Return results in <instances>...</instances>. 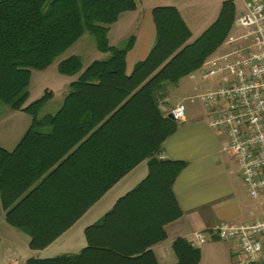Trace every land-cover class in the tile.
I'll return each mask as SVG.
<instances>
[{"label":"trees","instance_id":"1","mask_svg":"<svg viewBox=\"0 0 264 264\" xmlns=\"http://www.w3.org/2000/svg\"><path fill=\"white\" fill-rule=\"evenodd\" d=\"M136 8L137 0H0V103L33 118L15 150L0 147L6 222L30 237L32 250H43L140 163L149 166L148 177L86 229L84 250L27 264H158L153 247L183 215L173 188L187 163L160 159L179 125L161 109L165 86L177 85L224 44L236 7L224 2L193 42L176 8H155V46L128 75L135 38L112 47L108 31ZM87 33L109 57L84 71L79 57L62 61L59 72L78 78L61 109L39 118L52 94L25 107L32 71L49 68ZM172 249L175 264L200 263V249L188 240L176 239Z\"/></svg>","mask_w":264,"mask_h":264},{"label":"crops","instance_id":"2","mask_svg":"<svg viewBox=\"0 0 264 264\" xmlns=\"http://www.w3.org/2000/svg\"><path fill=\"white\" fill-rule=\"evenodd\" d=\"M226 1L229 0H137L136 10L123 13L110 26L109 44L118 48L122 42L135 38L134 46L126 58L127 74L131 75L135 66L146 60L155 46V8H176L190 30V42H193L218 19ZM231 1L236 7V17L241 15L245 10L244 0ZM102 55L109 57L108 53L102 52ZM85 69L86 67L83 71ZM77 78L62 83L61 107L70 85ZM205 88L206 84L202 82L194 86L192 92L197 95ZM195 94L169 105V96L164 92L161 109L168 114L177 104L187 101L186 98H191L190 96L195 97ZM195 100L192 99L191 102ZM47 115L54 114L45 116ZM32 123L33 119L26 133ZM20 141L12 149L3 145L0 147L11 152ZM224 141L225 133L214 130L208 124V111L202 104L186 108L184 121L179 123L177 131L164 143L160 159L186 162L187 166L173 188L183 215L165 226L166 240L153 247L158 264L177 262L172 245L178 238L190 242L194 233L209 230L217 224H248L263 218L261 207L247 192L238 165L222 151ZM148 175V161H144L108 190L69 230L43 250H32L30 237L6 222V212L0 197V264H27L30 259H52L79 254L88 245L86 229L102 219L120 198L134 190ZM258 209L261 211L259 214ZM198 248L202 254L200 264H203V253L209 251H219L221 258L234 264L238 250L236 242H218L217 239H212Z\"/></svg>","mask_w":264,"mask_h":264},{"label":"built area","instance_id":"3","mask_svg":"<svg viewBox=\"0 0 264 264\" xmlns=\"http://www.w3.org/2000/svg\"><path fill=\"white\" fill-rule=\"evenodd\" d=\"M244 4L224 42L227 49L214 53L199 77L190 74L192 80L207 85V91L190 99H199L208 111L210 127L225 133L222 151L238 165L263 218L248 224H217L194 233L190 243L198 248L212 239L233 241L238 246L234 264H264V0H244ZM211 78H217L214 87ZM169 114L183 122L185 102Z\"/></svg>","mask_w":264,"mask_h":264},{"label":"rangeland","instance_id":"4","mask_svg":"<svg viewBox=\"0 0 264 264\" xmlns=\"http://www.w3.org/2000/svg\"><path fill=\"white\" fill-rule=\"evenodd\" d=\"M125 44L126 41L122 42L117 47L123 48ZM226 49L227 46L224 43L215 53H223ZM213 55L215 54L210 55L204 61L203 65L198 70L193 72L196 73L197 77H199V70L207 65V62ZM74 56L81 59L83 68H87L93 62L105 60L108 57L102 55V52L98 48L95 36L90 33L85 34L74 46H72L62 56L56 59V61L49 68L43 71H32L30 85L27 89L29 97L25 107L41 99L46 93H51L55 98L51 96L44 103V105L39 110V117H43L46 114H55L60 109L62 105L60 95L61 89L63 87L62 83H64L65 80L73 79L78 76L69 77L62 75L59 72L58 67L62 61ZM209 82L212 83L214 87V83L217 82V78H211ZM201 83L202 82L198 79L192 80L189 75L183 78L177 85L167 84L165 86V93L169 96V105L176 103L188 95L194 96L195 93L192 92V88ZM204 91H207V85L203 92ZM188 99L190 98L188 97ZM188 99L186 98L187 101H185L186 108L190 106L202 105L199 99H196L193 103ZM32 119L33 118L31 114L15 111L10 105L0 103V145H3L5 148L12 149L16 143L20 141L21 137L25 135L26 130L29 128V125L32 122ZM259 213H261L260 209H258V214ZM217 241L222 242L218 239ZM221 256L222 254L219 251L204 252L202 260L203 264H232L221 258Z\"/></svg>","mask_w":264,"mask_h":264},{"label":"water","instance_id":"5","mask_svg":"<svg viewBox=\"0 0 264 264\" xmlns=\"http://www.w3.org/2000/svg\"><path fill=\"white\" fill-rule=\"evenodd\" d=\"M168 117H169L171 120H174V119H173V116H172L171 114H169Z\"/></svg>","mask_w":264,"mask_h":264}]
</instances>
